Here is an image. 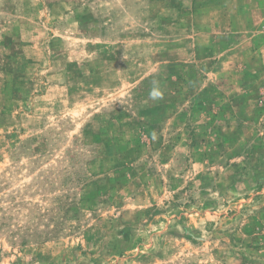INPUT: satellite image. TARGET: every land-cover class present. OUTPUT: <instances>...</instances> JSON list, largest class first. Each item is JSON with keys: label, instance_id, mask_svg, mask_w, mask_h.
<instances>
[{"label": "rangeland", "instance_id": "374dc122", "mask_svg": "<svg viewBox=\"0 0 264 264\" xmlns=\"http://www.w3.org/2000/svg\"><path fill=\"white\" fill-rule=\"evenodd\" d=\"M0 264H264V0H0Z\"/></svg>", "mask_w": 264, "mask_h": 264}]
</instances>
